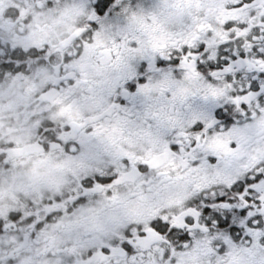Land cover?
Masks as SVG:
<instances>
[{
  "label": "flooded vegetation",
  "instance_id": "flooded-vegetation-1",
  "mask_svg": "<svg viewBox=\"0 0 264 264\" xmlns=\"http://www.w3.org/2000/svg\"><path fill=\"white\" fill-rule=\"evenodd\" d=\"M82 1L0 0V66L15 64L14 49L26 50L20 61V75L0 73V213L7 210L9 217L13 213L17 216L14 226L3 229L7 221L0 215V262L15 263L22 256L44 258L51 249L52 235L78 228L72 246H61L54 252L68 254L61 264H94L89 261L92 252L102 243H115L134 220L174 199L185 182L198 175L189 169L206 159L205 150L192 151L194 145L188 143L191 135H178L190 133L191 122L206 116L209 104L202 99L204 85L198 77L178 74L176 53L170 60L158 57L149 67L148 34L187 35L198 22L223 19L228 15L223 0H184L181 10L166 7L173 0H108L103 13H97L108 16L100 22L108 52L94 49L83 56L73 33L88 25L91 7L95 8L100 0ZM50 5L64 11L58 17L56 36L43 40V29L49 26L43 24V10ZM90 23L94 25L95 21ZM29 29L34 32L26 37ZM41 41L43 49L37 48ZM226 48L229 55L234 54L235 45ZM130 77L133 80L127 85ZM137 82H146L150 88L127 96L124 88L135 91ZM49 89H55V93H49ZM53 99L71 105L73 120L85 126L70 128L67 117L57 115ZM93 125L105 131L88 136ZM46 127L49 132L54 128L56 133L63 131L69 136L55 141L59 147H50L52 137L44 131ZM261 137L264 128L245 127L241 120V125L224 139L247 147ZM178 139L183 141L184 151L169 155L158 167L149 168L137 160L163 154ZM71 145L76 146L75 152L70 151ZM17 148L23 151H11ZM124 153L136 161L135 168ZM209 160L215 163V158ZM204 171L210 173L213 169L206 168L199 174ZM120 172L124 173L121 182L107 191L83 194L79 187V178L85 175H106L99 179L110 182L107 175ZM255 175L249 173L240 182L253 180ZM89 179L95 182L93 177ZM77 192L82 193L80 198L73 199ZM216 192L224 194L220 189ZM236 195L227 193L224 203L234 201ZM213 199L209 194L202 204ZM53 200L63 207L46 216L44 205ZM85 207L91 208L83 211ZM38 208L41 219L34 227L35 214L19 219ZM50 220L57 223V230L47 234L51 235L48 238L39 229ZM235 223L238 233L233 235L238 240L246 238L239 222ZM241 243L236 241V247ZM138 251H143L146 261L149 259L147 248ZM122 259L131 261L117 254L111 264H120Z\"/></svg>",
  "mask_w": 264,
  "mask_h": 264
},
{
  "label": "snow or ice",
  "instance_id": "snow-or-ice-1",
  "mask_svg": "<svg viewBox=\"0 0 264 264\" xmlns=\"http://www.w3.org/2000/svg\"><path fill=\"white\" fill-rule=\"evenodd\" d=\"M183 2L173 0L172 3H166V7L181 10ZM107 6L108 0H100L95 8L91 7L88 25L73 33V38L78 42L77 47L82 46V56L94 49L108 52L100 30V22L108 16L97 14L103 13ZM223 7L228 13L223 19L207 24L198 22L187 35L153 37L151 32L148 34L151 49L149 67L155 65L158 57L170 60L176 53L178 74L198 77L204 85L202 99L209 104L206 116L191 122L190 133L178 134L191 135L192 139L188 143L194 145L193 152L197 149L206 152L205 161L189 169L198 175L186 181V186L176 193L174 199L166 201L150 215L134 220L132 227L115 243H102L91 253L90 262L111 264L113 258L120 254L130 257L132 264H264V137L247 147H242L239 141L224 139L241 125V120L245 127L264 128V0H223ZM132 19H136L134 12ZM91 21H95V24ZM228 45H235L233 55L228 54ZM113 46H116L115 42ZM37 48L43 49L44 42H39ZM12 53L15 64L0 66V73L16 72L20 75V61L26 50L14 49ZM56 71L59 73V65ZM131 80L133 78L130 77L127 85ZM149 88L148 83L137 82L135 91H130L127 86L124 92L127 96H135ZM49 93H55V89H49ZM52 103L58 106L57 115L67 117L70 128L85 126L73 120L71 105H65L58 99H53ZM44 131L52 137L49 145L53 148L59 147L55 141L69 136L63 131L56 133L54 128L49 132L46 127ZM104 131L102 127L93 125L88 136L100 135ZM11 151L19 153L23 149ZM40 151L44 149L41 147ZM70 151L75 152L76 146L71 145ZM183 151V141L178 139L166 147L163 154L137 160L149 168L158 167L169 155L175 156ZM123 155L135 168L136 161L128 153ZM210 157L215 158V163L210 162ZM206 168L213 171H204L200 175ZM249 173H256L253 180L240 182L241 177H247ZM105 176L80 177L82 193L112 189L121 182L124 173L107 175L110 182L99 179ZM89 177H93L95 182ZM217 189L224 194L217 195ZM233 192L237 194L234 201L224 203L228 200L227 193ZM82 193L77 192L73 199H79ZM209 194L214 199L202 204ZM62 207L61 203L53 200L51 204L44 205L45 215L57 212ZM64 211L67 214L66 208ZM39 212V208L35 213L25 212L19 219L35 214L37 219L32 223L34 227L41 219ZM0 215L7 221L3 223V229L14 226L15 213L9 217L7 210H4ZM236 221L246 238L240 237L238 240L233 235L238 233ZM45 227L48 225L45 224ZM236 241L242 242L239 248L236 247ZM145 248L148 249L147 261L143 251H138Z\"/></svg>",
  "mask_w": 264,
  "mask_h": 264
},
{
  "label": "rangeland",
  "instance_id": "rangeland-1",
  "mask_svg": "<svg viewBox=\"0 0 264 264\" xmlns=\"http://www.w3.org/2000/svg\"><path fill=\"white\" fill-rule=\"evenodd\" d=\"M81 3H83L82 0H80ZM75 3L72 4V6H74ZM62 11H64L61 7H56V6H52L50 5L49 8H44L43 10V24H47L49 26H46V30L43 29V40L47 39V40H51V38H54L56 36L57 33V22H58V17L59 15H61ZM42 20V18H41ZM40 23V21H38ZM35 31H37V28H34ZM34 30L29 29L26 32V37H31ZM54 35V37H52ZM38 37V36H36ZM40 121V120H38ZM43 177H48L47 174H43ZM43 197V195H42ZM3 208L6 209L5 206H3ZM91 207H85L82 210L86 211L88 209H90ZM48 227H45V225H42V227L39 229V231H41L43 229V231H41V233H46L43 234L46 237H50L51 235H47L50 232H53L55 230H57V223L53 222V221H48L47 222ZM53 225H56V227L54 228ZM79 229L78 228H74V229H65V232H61V233H56L55 235H52L50 237V246L51 249L49 250V253L46 254V256H44V258L42 257L41 259L35 260V259H31L30 256H25L18 260L15 261V263H5L4 261H1L0 264H61V262H63L64 260L66 261L68 258V254L63 255L66 252H61L59 254H57L58 248H60L61 246H66V247H71V242H72V236H74L77 231ZM106 237V236H105ZM103 237V238H105ZM111 237V236H110ZM110 237H107L110 238ZM106 240V239H105ZM51 252V253H50ZM53 252V253H52ZM128 263H132L131 261H129L128 259H122L120 264H128Z\"/></svg>",
  "mask_w": 264,
  "mask_h": 264
}]
</instances>
